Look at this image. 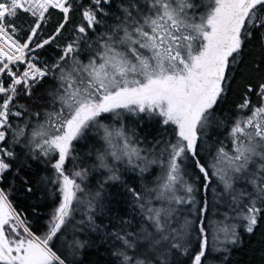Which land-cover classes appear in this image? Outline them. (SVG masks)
Instances as JSON below:
<instances>
[{
  "label": "snow or ice",
  "instance_id": "snow-or-ice-1",
  "mask_svg": "<svg viewBox=\"0 0 264 264\" xmlns=\"http://www.w3.org/2000/svg\"><path fill=\"white\" fill-rule=\"evenodd\" d=\"M74 4L81 23L56 45L59 55L52 63L42 61L40 51L63 34ZM113 5L114 0H0V185L8 181L0 186V264H82L76 257L88 244L77 233L99 229L95 212L104 183L123 184L118 164L141 175L157 165L160 174L151 188L125 185L140 220L135 230L121 220L117 230L104 233L119 245L111 253L116 264H178L179 256L189 264H209L213 252L243 243L241 228L251 235L264 219V51L247 73L242 68L251 41L258 38L264 49V0H118L115 11ZM54 11L60 20L45 36ZM20 14L32 23L17 24ZM48 77L55 86L37 94ZM237 93L235 118L227 127L230 149L218 142L211 159L205 158L209 129L222 126L217 109ZM125 114L137 124L154 122L159 138L141 141L123 122ZM107 116L116 123H103ZM13 119L23 123L14 126ZM169 129L173 138L166 139ZM93 131L104 148L95 152L92 167L106 173L96 192L86 190L89 169L78 166L76 149ZM144 142L149 146L141 148ZM186 162L198 173L195 180ZM32 163L50 173L39 183L52 185L49 194L58 199L41 235L9 199L17 180L33 192L27 179ZM197 192L203 194L199 201ZM220 203L227 209L224 219H210V207ZM81 207L83 218L76 221ZM54 242L60 244L56 250Z\"/></svg>",
  "mask_w": 264,
  "mask_h": 264
},
{
  "label": "trees",
  "instance_id": "trees-1",
  "mask_svg": "<svg viewBox=\"0 0 264 264\" xmlns=\"http://www.w3.org/2000/svg\"><path fill=\"white\" fill-rule=\"evenodd\" d=\"M87 3V0H84ZM115 3L118 0H114L113 11H115ZM117 15L119 13H116ZM60 20V15L58 12H53L51 15V20L48 25L44 28V35L47 36L51 34L56 25ZM111 22V21H109ZM16 23L20 25H26L32 23L24 14H20L16 18ZM81 23L79 8L74 4V10L72 12L71 20L64 30L63 34L57 39L55 44L47 46L45 49L41 50L39 55L42 61H47L52 63L54 59L59 55V49L56 45H63V43L73 35L71 29ZM104 29H98V31H103ZM90 35H92L90 33ZM250 54L245 56V64L242 65L243 70L247 73L250 69V65L254 59H259L262 51L259 39H254L251 41L246 49ZM81 59H85V55L81 56ZM239 80V78H238ZM56 84V81L52 77L46 78L40 86L37 87L35 92L37 94L44 93L46 90H51ZM234 90L237 88L236 82L233 84ZM255 102V98H253ZM21 103L29 105L32 110L34 106L31 103L21 97ZM239 102L238 93L236 98H229V103L223 105L221 108L217 109L218 115L222 121V126L209 129L208 135L205 137L207 145L210 146V151H204L202 149V155L205 158L211 159V154L215 152V148L219 146L218 142H223L226 148L230 149V142L227 137V127L229 126L230 119L235 118V104ZM135 117H129L125 114L124 123L129 128H135L137 135L140 137L141 141H144L145 136H147V141L152 142L154 139L159 138V129L154 124V122L146 121L144 123L137 124ZM13 125L17 123H23L22 120L13 119ZM105 124L116 123L114 118L107 116L103 121ZM35 123V121H33ZM166 139H171L172 131L168 130V136ZM147 142L141 143L140 147H148ZM104 148L103 142L99 140V137L95 132L88 133V138L81 140L76 144L77 152L81 156V162H78L79 167L89 169V174L87 180L84 182L86 190L90 192H96L99 190L98 185L101 181L105 179V171L102 169H96L92 166L96 164L95 152L102 151ZM17 151H20L17 148ZM90 153L91 155H85ZM111 162V161H110ZM187 171L189 172L190 181L195 180V176L198 173H194V170L190 166V162H186ZM120 169L121 180L120 181H107L103 185V191L101 192V198L97 204L95 212V223L99 225V229L95 232L89 231L87 228L83 232H78L77 236L79 239L86 241L88 246L79 254L76 259L82 261V264H116L114 257L111 253L115 250L113 244L107 241L105 237V232H111L117 230L120 226L121 220L131 221L132 227L129 230H135L138 226V221L140 220L139 212L134 207V200L132 196L125 190V185L127 187H134L137 190H141V187L146 185L151 188L154 187L153 181L160 174V168L157 165H152L149 170L143 175L139 172L133 173L130 170L126 171L123 165H117ZM71 167V165H69ZM50 175L48 171L45 170L40 164L32 163L27 179L29 180L31 186L33 187L32 193L25 192L24 188L26 185H21L19 180L15 181V185L12 189L11 195L9 197L11 203L13 204L15 210L22 214L23 218L26 220L28 226L37 235H41L46 231L45 224L48 220L49 213L58 203V199L55 195H50L53 192L52 185H43L39 183L41 176ZM197 188L200 187V181H195ZM8 181H5L3 187H7ZM238 188L242 187V184L236 185ZM213 187L217 192L222 191V185H219L215 180L213 182ZM201 192H197L196 199L199 201L202 197ZM207 199L211 202L213 201V193L209 191L207 193ZM227 209L224 207L223 203L218 204L216 207H210L208 216L212 220L220 221L224 217V213ZM85 208L77 212L76 221H80L83 218ZM195 217L189 216V219H194ZM196 233L193 232L191 235L192 249L193 251L198 250V244L196 242ZM240 235L243 239V243L239 246L231 248L230 252H213L209 257V264H264V219L260 221L259 226L255 232L248 235L240 229ZM71 239V235L69 236ZM211 242V241H210ZM56 248L60 247L59 242H54ZM215 247L223 248L224 245L216 244ZM227 259H223V257ZM71 259V257H70ZM178 264H189L188 257L179 256L176 257Z\"/></svg>",
  "mask_w": 264,
  "mask_h": 264
},
{
  "label": "rangeland",
  "instance_id": "rangeland-1",
  "mask_svg": "<svg viewBox=\"0 0 264 264\" xmlns=\"http://www.w3.org/2000/svg\"><path fill=\"white\" fill-rule=\"evenodd\" d=\"M76 215H77V212L75 213V218H76ZM70 235H71V232H69L68 236H70ZM61 250H63V249H61Z\"/></svg>",
  "mask_w": 264,
  "mask_h": 264
}]
</instances>
